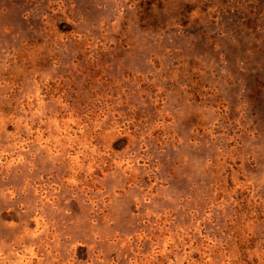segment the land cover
<instances>
[{
	"label": "rangeland",
	"instance_id": "1",
	"mask_svg": "<svg viewBox=\"0 0 264 264\" xmlns=\"http://www.w3.org/2000/svg\"><path fill=\"white\" fill-rule=\"evenodd\" d=\"M0 264H264V0H0Z\"/></svg>",
	"mask_w": 264,
	"mask_h": 264
}]
</instances>
